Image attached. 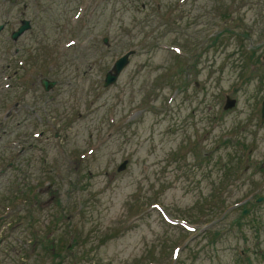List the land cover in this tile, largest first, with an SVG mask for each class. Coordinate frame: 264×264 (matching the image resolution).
<instances>
[{"label": "rangeland", "instance_id": "rangeland-1", "mask_svg": "<svg viewBox=\"0 0 264 264\" xmlns=\"http://www.w3.org/2000/svg\"><path fill=\"white\" fill-rule=\"evenodd\" d=\"M24 19L0 35V264H264V0H0Z\"/></svg>", "mask_w": 264, "mask_h": 264}, {"label": "water", "instance_id": "water-1", "mask_svg": "<svg viewBox=\"0 0 264 264\" xmlns=\"http://www.w3.org/2000/svg\"><path fill=\"white\" fill-rule=\"evenodd\" d=\"M15 1V0H12ZM4 26L0 27V32L3 30ZM31 29V23L29 20L22 21L21 27L13 33V39L18 40L26 31ZM108 39H105V42L107 43ZM133 51L128 52L123 57H121L117 62L115 63L113 69L107 73L106 79H105V87H108L110 85L115 84L119 76L121 75L122 71L125 69V67L129 64V58L133 54ZM57 84L56 81H48L47 79H43L42 85L44 86L46 91H49ZM237 100L232 99L230 96L227 97V103L225 104V110L232 109L236 106ZM262 118L264 120V102H263V108H262ZM128 164V161H125L120 167L119 170H123L126 168ZM259 201H264V197H260Z\"/></svg>", "mask_w": 264, "mask_h": 264}, {"label": "flooded vegetation", "instance_id": "flooded-vegetation-1", "mask_svg": "<svg viewBox=\"0 0 264 264\" xmlns=\"http://www.w3.org/2000/svg\"><path fill=\"white\" fill-rule=\"evenodd\" d=\"M9 1H11V0H9ZM26 8V7H25ZM7 24L8 23H6V25H5V28H4V30H3V38H4V40H8L9 42L8 43H11V42H13L14 44H17V43H19V41L21 40V38L23 37H20L18 40H13L12 39V33L15 31L14 29L11 31V32H9L8 30L6 31V27H7ZM32 29V28H31ZM30 29V30H31ZM29 30V31H30ZM22 53V48L20 49V48H17V50H16V54H17V56H19L20 54Z\"/></svg>", "mask_w": 264, "mask_h": 264}, {"label": "trees", "instance_id": "trees-1", "mask_svg": "<svg viewBox=\"0 0 264 264\" xmlns=\"http://www.w3.org/2000/svg\"><path fill=\"white\" fill-rule=\"evenodd\" d=\"M49 251H51L50 249H48ZM53 253V250L51 251Z\"/></svg>", "mask_w": 264, "mask_h": 264}]
</instances>
